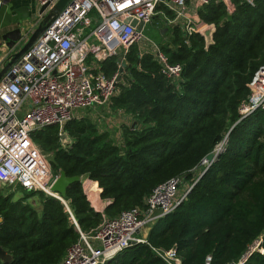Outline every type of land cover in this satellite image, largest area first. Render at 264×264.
Returning <instances> with one entry per match:
<instances>
[{"label":"trees","instance_id":"16d2710c","mask_svg":"<svg viewBox=\"0 0 264 264\" xmlns=\"http://www.w3.org/2000/svg\"><path fill=\"white\" fill-rule=\"evenodd\" d=\"M199 16L202 26H217L208 51L198 33L187 45L178 26L162 47L171 63L183 65L178 83L161 73L151 55L140 58L132 48L123 75L127 83L113 100L114 112L136 123L125 129L123 145L100 134L89 119L66 125L74 140L68 149L58 126L32 133L34 143L53 154V170L89 175L101 199L112 201L100 213L81 182L68 188L65 200L83 232L96 229L103 215L114 218L143 206L145 197L172 178L194 184L178 209L151 227L146 243L130 246L108 264H165L153 248L173 247L183 264H206L208 256L211 264H231L259 240L244 264H264V108L243 120L239 114L250 82L264 66V0H229V6L211 0ZM118 62L104 63L108 76L118 72ZM221 144L197 181L202 162ZM23 192L20 200L0 193V246L12 256L0 264H59L80 235L59 199ZM37 194L40 214L27 203Z\"/></svg>","mask_w":264,"mask_h":264},{"label":"built area","instance_id":"2783aa9c","mask_svg":"<svg viewBox=\"0 0 264 264\" xmlns=\"http://www.w3.org/2000/svg\"><path fill=\"white\" fill-rule=\"evenodd\" d=\"M58 1L34 0L39 10L48 5L45 13L38 11L36 25L42 24ZM210 1L72 0L1 77L0 187L21 188L27 193L43 192L64 204L80 237L60 264H108L133 243H146V233L158 220L178 209L194 184L190 185L181 176L172 178L145 197L143 206L125 210L114 218L103 215L96 229L83 232L69 203L52 192L59 175L53 173L42 149L34 143L32 133L58 126L62 147H72L66 125L81 120L78 118L83 111L110 110L108 106L119 94V85L125 86L122 76L128 73L127 58L136 45L140 58L151 55L161 73L178 83L183 65L171 63L159 45L145 37L144 29L156 17H163L168 26L182 30L189 45L190 37L204 27L199 10ZM171 14L173 17L169 18ZM131 20L142 23L143 30L138 31ZM112 58H118L119 70L124 68L120 81L117 80L119 70L113 76L103 70L104 63ZM249 89L248 98L239 107L240 120L264 108V66L253 77ZM122 118L128 117L123 114ZM66 142L68 147H64ZM203 163L209 164L206 160ZM84 176L87 179L84 183L81 177L84 192L94 204L95 197L101 199V190L94 189L96 185L89 175ZM145 229L148 231L143 233ZM260 244L261 240L256 241L238 262L231 264H244ZM153 250L165 264H183L176 247ZM211 261L208 256L206 264Z\"/></svg>","mask_w":264,"mask_h":264},{"label":"rangeland","instance_id":"374dc122","mask_svg":"<svg viewBox=\"0 0 264 264\" xmlns=\"http://www.w3.org/2000/svg\"><path fill=\"white\" fill-rule=\"evenodd\" d=\"M218 2H223L229 6V0H218ZM31 11H32V13H31L29 18L33 22L37 19V15H38L36 4L33 2H32V6H31ZM3 14L4 13L2 11L0 13V18L3 16ZM172 17L173 16L169 15V18H172ZM38 28H39V25L36 26L35 31ZM5 34H3L2 37ZM144 35L146 38H148V39L152 40L153 42H155L156 44H158L162 50L163 46L168 45V43H170V41L172 39V30L168 28V25L166 24V21L163 17H156L151 24H149L148 26L145 27ZM30 37H26L22 41V43H20L21 45L19 44V46H21V47L18 49V51H20L23 48V46L27 43V41L30 39ZM135 47L137 48V53H139V48H138L139 46L136 45ZM126 74H128V73H126ZM124 76H125V74H124ZM124 76H122L123 77V83L126 84L127 80ZM123 87H124L123 84L119 85V94L117 96H119L121 94ZM113 100H112L111 105L108 106L110 108V112H112L111 114L105 113L102 109L100 110V109L94 108V109H90L87 111H83L78 119H81V120L89 119V120H91L99 129L100 134L108 135L117 145H123V135H124L125 129L132 125L131 124L132 120H129V121L123 120L122 116L124 113H122L120 111L118 113H116L117 115L114 114L115 110L113 109V103H114ZM89 111H90V113H88ZM133 125H132V127H134ZM71 139H72V144H73L74 140H73V138H71ZM67 144H68L67 142L64 143V147H68ZM223 146L224 145L221 144L220 146H218V148H216V150L214 152L219 154L220 151L223 149ZM43 154L45 155L48 163L50 164L49 159L51 160L53 154L52 153H46L44 151H43ZM208 167H209V164H206V163H203L202 166H200L199 170H197V173H198L197 174V181L199 180L200 176L204 173V172L202 173L203 169L204 168L207 169ZM52 171L55 175L56 174L60 175L57 173V171H55L53 169H52ZM86 180L87 179L85 178V176H83L84 183ZM8 190H10V191H8ZM3 192L4 193H6V192L13 193L14 200H20V199H23L25 197V194L21 188H17L14 190V188L1 186L0 187V193H3ZM98 201L99 202L94 201L95 203L93 204V202H92V204H93L95 210L97 212H100V211L104 210L103 208L106 207L105 205H107V202L111 201V200L99 199ZM41 202H42V196L40 194L34 195L27 200V203H29L39 214L42 212ZM65 212L68 214L67 209H65ZM70 221H71V219H70ZM71 224H73L72 221H71ZM147 231L148 230L145 229L143 231V233H146Z\"/></svg>","mask_w":264,"mask_h":264},{"label":"water","instance_id":"95a60500","mask_svg":"<svg viewBox=\"0 0 264 264\" xmlns=\"http://www.w3.org/2000/svg\"><path fill=\"white\" fill-rule=\"evenodd\" d=\"M3 0H0V3ZM72 0H59L56 5L53 7L52 10H50L49 13L46 14L44 17V20L42 24L39 26V28L34 32V34L30 37V39L27 41V43L23 46L21 51L16 55L18 58H21L26 51H28L33 44L36 42V40L39 38L40 34L44 31V28L49 25V23L59 14L62 12V10L71 2ZM48 5H45L41 7L39 10L41 14L45 13ZM30 17V7L28 5L21 6L14 11V16L12 17V23L18 24V22L23 18H29ZM131 25L134 27H137L138 31L143 30V24L139 23L137 20H131ZM217 31V26L212 23L205 25L202 27L199 31V35L204 39L205 41V50L208 51L211 46L215 44L214 35ZM26 37L23 35L21 28L13 29L9 32H7L2 39L7 43V45L10 48H13L25 39ZM15 61L10 62L8 65L5 66L4 70L0 74L1 77L10 69V67L14 64ZM124 68L122 67L119 70V75L117 80H121V74L123 73ZM136 123H134L133 126H135ZM218 153L212 152L210 153L206 158V162L210 165L216 160L218 157ZM209 165V166H210ZM209 168V167H208ZM207 168V169H208ZM206 169V170H207ZM205 170V171H206ZM81 182V176H73L69 177L67 176L65 171H61L59 177L55 181V183L52 186V192L58 193L63 199L67 196L68 188L74 184V183H80ZM111 204V203H110ZM108 204V205H110ZM107 205V206H108ZM106 206V207H107ZM105 207V208H106ZM135 243H133L134 245ZM0 260L4 263H9L12 261V256L7 253L1 246H0Z\"/></svg>","mask_w":264,"mask_h":264},{"label":"crops","instance_id":"0c3cea01","mask_svg":"<svg viewBox=\"0 0 264 264\" xmlns=\"http://www.w3.org/2000/svg\"><path fill=\"white\" fill-rule=\"evenodd\" d=\"M32 2L35 3L34 0H3L0 3V13L2 11L4 13L3 16L0 18V74L4 70L5 66L10 63V61L12 62V61H17L20 59L16 55L21 51V50L18 51V49L21 47L19 45L15 46L13 48H10L7 45V43L1 38L2 35L13 30V29H15V28H21L22 33L25 37H30L35 32V29L37 26L35 23L38 21V19H36L35 21L32 22L30 20V18H23L18 22V24L12 23V19H11L14 16L15 9H17L21 6H25V5H28L30 7V15H31V13H32V11H31ZM36 7H37V5H36ZM38 11H39V9L37 8V13H38ZM190 12H192V11H188V13H190ZM168 28L172 30L174 27L169 25ZM10 58H11V60L8 61ZM118 65H119V62H118ZM102 110L107 114L112 113L107 108H103ZM114 114H115V112H114ZM123 120L129 121L128 118L123 119ZM105 206H107V205H105ZM148 233L149 232L146 233V236H148Z\"/></svg>","mask_w":264,"mask_h":264},{"label":"bare ground","instance_id":"6f19581e","mask_svg":"<svg viewBox=\"0 0 264 264\" xmlns=\"http://www.w3.org/2000/svg\"><path fill=\"white\" fill-rule=\"evenodd\" d=\"M221 151H222V150H221ZM221 151H220V152H221ZM93 191H95V190H93ZM94 201L99 202L97 197H95Z\"/></svg>","mask_w":264,"mask_h":264},{"label":"flooded vegetation","instance_id":"af4514ba","mask_svg":"<svg viewBox=\"0 0 264 264\" xmlns=\"http://www.w3.org/2000/svg\"><path fill=\"white\" fill-rule=\"evenodd\" d=\"M16 29V28H15Z\"/></svg>","mask_w":264,"mask_h":264}]
</instances>
